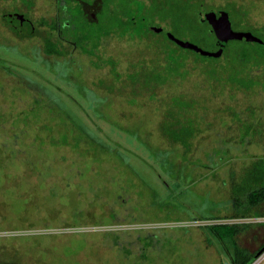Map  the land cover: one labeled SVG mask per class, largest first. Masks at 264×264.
Wrapping results in <instances>:
<instances>
[{"label": "rangeland", "instance_id": "1", "mask_svg": "<svg viewBox=\"0 0 264 264\" xmlns=\"http://www.w3.org/2000/svg\"><path fill=\"white\" fill-rule=\"evenodd\" d=\"M130 1L135 12L151 8ZM192 1L231 12L236 31L264 28V0ZM58 11L57 0L0 2V262L230 264L233 244L210 226H238L237 245L259 253L263 208L237 218L232 192L264 159V68L252 71L254 89L233 88L230 69L151 35L169 30L158 17L117 28L99 47L60 48ZM14 12L33 37L5 25ZM48 40L58 53H46ZM170 59L182 60L180 77L150 81L154 62L163 74ZM179 97L200 124L187 156L160 134ZM115 238L122 249L133 242L132 255Z\"/></svg>", "mask_w": 264, "mask_h": 264}, {"label": "trees", "instance_id": "2", "mask_svg": "<svg viewBox=\"0 0 264 264\" xmlns=\"http://www.w3.org/2000/svg\"><path fill=\"white\" fill-rule=\"evenodd\" d=\"M150 1V9L148 6L147 9L146 6L142 8L141 4L139 5L143 13L145 10L144 16H142L140 10H136L135 12L134 5L132 4L133 1L129 2V0H69L68 6L64 8L67 10L66 13L60 17L64 23L60 24V18L58 17V20L53 24V30L58 31L60 48H62V45H68L86 49V42L96 43L99 47L100 43L114 34L117 28L119 31L128 24L136 27L140 22L144 23L145 26H151L155 24L156 17H158L163 22L168 23L169 21V30L164 29L162 33L156 34L149 28L148 32L151 35L166 37L180 51L193 54L205 63L216 64L217 66L221 65L223 69H230L226 83L233 88L251 90L257 86L258 81L254 79L252 71L254 68H257V70L264 68V28L258 31L257 34H254L259 41L254 43L232 41L226 45L224 53L220 58H207L193 51L182 49L170 40L168 36V34H172L178 39L192 42L205 50H219L220 43L214 33H212L210 25L201 21L199 11L203 10L198 8L203 6L193 3L192 0ZM185 1L186 3H184ZM71 4L75 5L70 7ZM195 6L196 8H194ZM88 8H90V11H88ZM17 24L18 26L20 25V23ZM25 24L29 23L26 22ZM5 25L9 26L11 28L10 31L19 38L28 39L34 36H26L24 32L25 27L18 28L16 23L11 25L5 21ZM60 26L61 29L59 28ZM74 42H76V45ZM46 45V53L48 55L58 53L57 48H55L57 44L54 45L53 41L48 40ZM159 67L158 62H154L152 74H149L148 78L150 81L154 80L160 85H165L169 81V78L174 79V76L175 78L180 77V73L184 68L182 60L175 59H170L166 62V65L163 66V74L159 73ZM222 68H220L219 76L227 74V70L221 71ZM173 103L174 108L167 113L166 119L160 126V134L167 140L170 147H180L183 150L184 156H187L192 150V141L199 131L200 124L191 113L193 112L192 102H185L179 97ZM249 132L248 128L246 134ZM243 177L242 182L236 185L232 192V205L237 218H248L252 215L254 209L261 207L263 209L255 213L254 216L264 218V159L254 162L245 170ZM237 227L210 226L209 230L222 244L228 242L233 244L235 254L234 256L230 255V264H252L258 252L252 255L237 245L236 235L240 231ZM145 240H149V238H145ZM137 242H142V239H139ZM125 243L127 245L125 244V248L122 249V242L118 238L113 240L114 246L120 252H128L127 256H130L132 255L130 246L133 245V242ZM147 243L149 245L148 241ZM0 264L11 263L0 262Z\"/></svg>", "mask_w": 264, "mask_h": 264}, {"label": "water", "instance_id": "3", "mask_svg": "<svg viewBox=\"0 0 264 264\" xmlns=\"http://www.w3.org/2000/svg\"><path fill=\"white\" fill-rule=\"evenodd\" d=\"M203 22H206L210 25L212 33H214L218 42L220 43L219 50L217 51L205 50L192 42L178 39L172 34H168V36L170 40H172L182 49L190 50L197 53L200 56L213 58V59L220 58L223 55L224 49L229 42L239 41L245 43H254L259 41L257 37L251 32L234 31L232 27V22L230 20V16L226 11H221L219 12L218 15L213 13H207L203 18ZM150 30L156 34L163 32V28L155 27V26L151 27ZM263 253H264V248L256 255L254 260L260 257Z\"/></svg>", "mask_w": 264, "mask_h": 264}, {"label": "flooded vegetation", "instance_id": "4", "mask_svg": "<svg viewBox=\"0 0 264 264\" xmlns=\"http://www.w3.org/2000/svg\"><path fill=\"white\" fill-rule=\"evenodd\" d=\"M58 1V6H59V11H58V17L60 18L62 15H64L65 13H66V9H64V8H66L67 6H68V4H69V0H57ZM74 1H76V0H74ZM1 2H3V1H1ZM67 3V4H66ZM72 5H75V4H71L70 5V7L72 6ZM89 10L88 11H90V8H88ZM198 9H200V8H198ZM200 10H202V7H201V9ZM221 11H225V10H210V11H199V14H200V17H201V21L203 22V18H204V16H205V14H207V13H213V14H216V15H218L219 14V12H221ZM71 12V11H70ZM228 14H229V16H230V20H231V14L228 12V11H226ZM5 21H7L8 23H10L11 25L13 24H15L16 23V26L18 27V28H24L25 26H26V22H28L27 21V19H26V17H25V15H24V13H18V12H14L13 14H10V15H6V17H5ZM59 22H60V24L61 23H64V22H62L61 21V18L59 19ZM232 22V21H231ZM17 23H20V25L18 26V24ZM29 23V22H28ZM25 25V26H24ZM232 27H233V24H232ZM60 29H61V26L59 27ZM59 29V30H60ZM163 30H164V28H163ZM233 30L234 31H236L235 29H234V27H233ZM241 32V31H240ZM244 32H249V31H244ZM254 34V33H253ZM63 38V37H62Z\"/></svg>", "mask_w": 264, "mask_h": 264}, {"label": "built area", "instance_id": "5", "mask_svg": "<svg viewBox=\"0 0 264 264\" xmlns=\"http://www.w3.org/2000/svg\"><path fill=\"white\" fill-rule=\"evenodd\" d=\"M264 261V253L258 257L252 264H261Z\"/></svg>", "mask_w": 264, "mask_h": 264}]
</instances>
